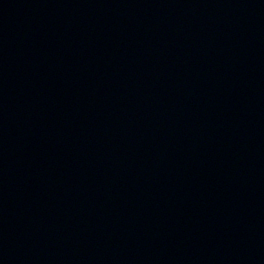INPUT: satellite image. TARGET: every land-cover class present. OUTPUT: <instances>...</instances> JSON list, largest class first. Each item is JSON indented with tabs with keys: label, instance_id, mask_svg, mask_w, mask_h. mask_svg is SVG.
<instances>
[{
	"label": "water",
	"instance_id": "obj_1",
	"mask_svg": "<svg viewBox=\"0 0 264 264\" xmlns=\"http://www.w3.org/2000/svg\"><path fill=\"white\" fill-rule=\"evenodd\" d=\"M0 264H264V0L125 100L0 89Z\"/></svg>",
	"mask_w": 264,
	"mask_h": 264
}]
</instances>
